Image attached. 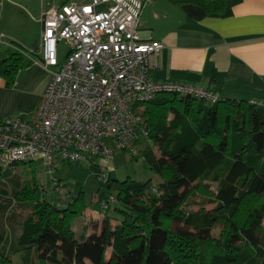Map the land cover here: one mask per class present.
Masks as SVG:
<instances>
[{"label": "trees", "instance_id": "trees-1", "mask_svg": "<svg viewBox=\"0 0 264 264\" xmlns=\"http://www.w3.org/2000/svg\"><path fill=\"white\" fill-rule=\"evenodd\" d=\"M171 1L216 15L231 0ZM1 47L0 78L12 87L18 72L32 64L21 52ZM140 106L138 128L158 153L148 147L142 159L160 181H98L94 210L113 195L117 216L108 213L110 207L100 211V231L87 238L76 239L71 229V220L85 210L80 195L60 207L40 195L34 170L17 174L9 169L15 163L0 166V264H264L258 235L264 222V109L244 100L219 97L210 103L175 93ZM185 184L182 195L179 188ZM191 186L212 193L225 223L223 241L211 237L214 215L182 209ZM258 196L259 205L237 216L240 203ZM173 221L189 229L173 230Z\"/></svg>", "mask_w": 264, "mask_h": 264}, {"label": "built area", "instance_id": "built-area-1", "mask_svg": "<svg viewBox=\"0 0 264 264\" xmlns=\"http://www.w3.org/2000/svg\"><path fill=\"white\" fill-rule=\"evenodd\" d=\"M148 1L83 0L51 5L40 14L39 41L30 49L0 32V45L21 52L51 75L30 119L0 118V166L41 157L50 174L60 162L97 159L98 181L106 182L114 152H134L140 130L136 112L141 103L166 93L210 103L219 99L208 88L153 79V56L163 43L140 38V18ZM60 42L68 47L62 57L58 55ZM248 103L264 109V99ZM51 188H58L55 177ZM114 202L115 197L109 195L101 208L107 210Z\"/></svg>", "mask_w": 264, "mask_h": 264}, {"label": "crops", "instance_id": "crops-1", "mask_svg": "<svg viewBox=\"0 0 264 264\" xmlns=\"http://www.w3.org/2000/svg\"><path fill=\"white\" fill-rule=\"evenodd\" d=\"M34 22L26 33L13 35V41L35 47L40 23ZM0 32L10 38L5 30ZM139 34L142 41L163 43L153 56L154 80L194 84L217 92L221 99H264V0H231L225 12L216 15L193 3L149 0L141 14ZM50 76L42 66L30 65L18 72L12 89L0 78V90L26 87L30 99L23 111L33 115ZM11 113L14 108L1 110L0 117ZM85 212L99 220L101 228L103 215L94 209L85 208ZM77 220L72 230L77 239H84L91 226L82 223L76 235Z\"/></svg>", "mask_w": 264, "mask_h": 264}, {"label": "rangeland", "instance_id": "rangeland-1", "mask_svg": "<svg viewBox=\"0 0 264 264\" xmlns=\"http://www.w3.org/2000/svg\"><path fill=\"white\" fill-rule=\"evenodd\" d=\"M75 3H80L81 0H68ZM67 0H0V30H5L10 35L9 40H16L13 35L18 36L27 32L34 25V21H39L40 7L44 9L49 8L51 5H58ZM39 41V40H38ZM33 48V47H25ZM0 49H2L0 45ZM68 47L64 42H60L58 45V55L62 57L67 51ZM12 89L11 86H8ZM30 99V95L26 92V87L20 86L18 89L10 92L0 90V111L11 110L14 108V113L11 115L2 116L6 117H23L30 119L31 114L26 113L23 109L27 106ZM142 110V106H138L137 114ZM108 145L110 141H106ZM151 148L154 153L157 152L156 146H154L146 137L144 132L139 130L138 138L134 142V152L129 150H117L114 152L111 159L108 161L110 167L109 177L112 180L122 181L125 179H132L135 181L143 182L151 179L155 183L160 181L158 175L148 168L147 164L142 159V152L145 149ZM158 155V153H156ZM9 169L12 173L22 174L34 170L35 178L38 183L42 186L38 187L41 189L40 195H43L44 199L49 202L58 203L59 206H63L68 203L71 197L80 195L86 209H94V206L99 202L98 193V175L101 173L100 163L97 159L95 161H84V162H60L57 163L56 167L51 171L50 174L46 172V167L41 157L36 158L34 161L17 162L14 165H10ZM29 177V175H28ZM55 177L57 179L58 188L53 190L51 188V179ZM212 192L215 185H211ZM189 185L185 184L179 188V192L183 195ZM191 189L189 195L183 202V210L185 212L198 213L203 211L208 214V218L212 219L211 224V237L213 240L223 241L224 235V219L220 217L219 210L215 206V202L211 201L212 193H205L202 189ZM261 196L257 198L245 199L242 204L237 208L238 215H243V211L247 206L254 207L260 204ZM98 209L99 213L102 211ZM222 214L228 215L229 212L225 210L220 211ZM108 213L112 216H117L114 212L112 204L108 209ZM230 216V215H229ZM77 220V232L79 235L82 223L91 226L90 233L85 237H89L90 234L98 233L100 226L99 220H93L92 216L88 215L85 210L73 220H71V229L73 221ZM112 223V222H111ZM113 225V224H112ZM173 230L189 229V226L179 222L173 221L170 225ZM73 231V230H72ZM74 234V232H73ZM261 237L262 243H264V222L261 224V231L258 233ZM75 237V235H74ZM76 238V237H75ZM77 239V238H76ZM215 241H213L215 243ZM240 242H234V245H239ZM111 256V248L107 247L105 250V259H109ZM83 264H91L88 260H85Z\"/></svg>", "mask_w": 264, "mask_h": 264}]
</instances>
